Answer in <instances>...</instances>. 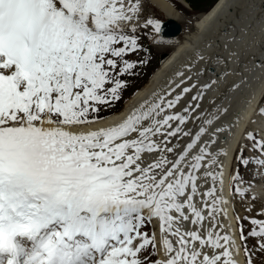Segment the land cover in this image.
<instances>
[{"label":"snow or ice","instance_id":"snow-or-ice-1","mask_svg":"<svg viewBox=\"0 0 264 264\" xmlns=\"http://www.w3.org/2000/svg\"><path fill=\"white\" fill-rule=\"evenodd\" d=\"M144 2L0 0V264H239L241 251L264 264V200L252 191L264 135L246 132L226 196L234 125L203 103L215 80L177 71L120 122L90 127L147 63L126 58L148 51L141 30L166 42ZM234 200L245 211L235 226L221 219Z\"/></svg>","mask_w":264,"mask_h":264},{"label":"bare ground","instance_id":"bare-ground-1","mask_svg":"<svg viewBox=\"0 0 264 264\" xmlns=\"http://www.w3.org/2000/svg\"><path fill=\"white\" fill-rule=\"evenodd\" d=\"M181 1L185 3L183 0ZM255 1L259 0H217L208 10L201 12V14L199 13L200 15L198 16V19L192 23L191 31L189 33L183 32V34L180 36L181 38L179 39L181 41L174 45L175 48L172 53L166 57L154 71H152L151 76L149 79H147L143 86L138 88L136 92H134L128 99L125 100L122 108L120 110H114V112L108 113L105 116H101L102 119L96 120L92 125H90V127L109 126L120 122L145 99H148L154 92L165 88V86L168 85L170 79L178 82L179 78L175 76V73L181 70L185 72L186 76L191 74L193 76V82L203 84L212 80L216 81V83L212 85L211 89L208 90V96L204 101L205 104L208 103V99L211 97L210 95H216V97L213 99L214 102L218 99V97H220L217 96V92L222 85V87L228 88L226 85L224 86V84L228 83L229 86H231L230 91L226 93L229 99L236 92L234 89L235 87H238L237 89L240 90L242 87H244L242 86L243 82H247L248 85L246 88V95L244 97L246 98L247 106L250 104L253 107L257 97L264 91V37L260 42H254V50L249 55H245L244 59L238 60V58H236L238 61H235V58L234 61H230L231 58L229 59L228 57L227 59H229V61H227L224 57V53L220 54L213 50L215 46L213 43L219 42L221 40H219V38L227 37L228 34L226 33L227 30L230 29V24H232L234 21L237 22L236 20L241 17V13L244 15L246 13H250L251 11L254 12L255 8L253 3H255ZM143 6L145 9L143 16L145 17H154V11L158 10L165 16V18H175L178 23L181 21V12L169 0H145ZM259 13L261 16L264 15V6L259 10ZM261 21L264 23V20ZM180 31L181 29L178 33H176V38H178L177 35L180 33ZM197 53H199L203 59H198ZM230 56L233 57L232 55ZM185 65H191V67L185 68ZM204 69H207L206 75L204 73ZM243 101L245 102V100ZM225 104V100L223 99V107H225ZM242 112L245 111L234 107L231 114L229 115V118H227L228 120L225 122V124L230 123V125H234L231 128L230 135L227 132L224 134L227 136V140L222 146L226 148L227 153L229 150H231L230 148L232 140H236V136L239 133L237 132L240 128L239 126H241L242 122L246 119V113L243 114ZM254 122L255 124H258V118L254 119ZM229 158V153L227 156L222 155L220 157L223 164L225 165V172L227 167L226 162ZM225 179L226 175L224 177V183ZM262 182L264 183V181ZM256 194L262 200H264V184H262V186H257ZM228 217L230 219L234 218L229 215Z\"/></svg>","mask_w":264,"mask_h":264},{"label":"rangeland","instance_id":"rangeland-1","mask_svg":"<svg viewBox=\"0 0 264 264\" xmlns=\"http://www.w3.org/2000/svg\"><path fill=\"white\" fill-rule=\"evenodd\" d=\"M169 1L171 3H173L176 6V8L181 12L182 16H181V19H180L181 21H179V24H180L181 28H183V29H181L180 33L177 35L178 38L175 37V38H171V39H165L166 42H162V43H159V44L154 43L152 41V39H150V38H153V36H152L153 33H152L151 29H148L147 32L142 30V32L144 34V35L141 34L142 44L144 46L145 43H148L149 46L145 47L146 49H148V51L146 53L142 51V52L139 53V55L130 54L126 58L129 59V60L146 59L147 63L144 64L143 66H137V68L134 70L135 73H136L135 75H125V76L121 77V79H125L129 83H128V87L125 90H123L122 97L123 96L124 97L121 98L120 101H118L119 102V105H118L119 109L118 110H120L122 108V106H123V104H124L126 99H128L134 92H136L138 88L143 86V84L151 76L152 71H154L162 63V61L172 53V51L175 48L174 45L178 44L181 41V40H179L181 38L180 36L183 34V32L189 33L191 31V27H192L193 21L197 20L198 16L201 14L200 12L202 10L201 11H196V12L193 11L186 4L185 1H184L185 3H183L181 0H169ZM262 3H263V5H262ZM253 5H254V8H255V11H254L255 13L253 11L250 12L252 14H250V13L247 14L246 13V14L243 15L241 13V17H239L236 20L237 22L234 21L232 24H230V29L227 30V33H226V34H228L227 37L219 38V40L221 39L219 42L213 43L215 45L213 50H215L216 52H218L220 54L224 53L225 54L224 57L226 58L227 61H229L230 58H231L230 61H234V58H235V61H238L240 59H244L245 55L246 56L249 55L254 50V44H255L254 42H256V41L260 42L262 40V38L264 37V29H263L264 28V26H263L264 23H263V21H261V20H264V15L261 16L260 13H259V10L261 8H263V6H264V0L263 1L262 0L255 1V3H253ZM256 5H257V7H256ZM255 15H258V16H255ZM154 17L155 18H159L161 20H163L165 18V16L161 12H159L158 10L154 11ZM258 18H259L260 21L258 20ZM173 19H175V18H173ZM256 28L258 30L259 29L260 30L258 31ZM220 47L221 48L223 47L222 48L223 50ZM243 52H245V53H243ZM230 55H232L233 57H231ZM227 57L229 59H227ZM236 58H238V60ZM146 72H147V74L142 79L143 74H145ZM135 82H137L136 84H138V86L135 87V89H134V86L136 84L135 85H133V84ZM225 85L228 88L222 87L223 85L220 87L221 89L219 88V90L217 92V96H220V97H218L219 100L217 99L214 102V104L218 105V103H219V105L223 107V99L225 100V103H226L225 107L228 109V111H227L226 115L223 117V122L224 123L226 122V120H228L227 118H229V115L231 114L232 109L234 107H237L239 110H244L245 111V112H242V113L243 114L246 113L245 114L246 119L242 122L241 126H239L240 127L239 130L237 131V132H239L238 134H242V133H244L246 131V129L250 130L251 128H254L253 126H250V124H251L250 121L252 120V118H253L255 113L261 114L259 110L261 108H264V91L257 97V99L255 100V103L253 104V107H252V105H250V104H249L250 106L249 105L247 106L246 98L244 97L246 95V88H247V85H248L247 82H243L242 86H244V87H242L240 90L237 89L238 87H235L234 89L236 90V92L229 99H228L226 93H228L230 91L231 86H229L228 83L224 84V86ZM225 90H227V91H225ZM126 91H127L128 94H125ZM241 99H242V101H241ZM243 100H245V102ZM115 105L112 108H109L107 110L109 111L110 109L115 108ZM246 106H247V108L245 109ZM255 106H256V108H255ZM112 112H114V111H111L109 113H112ZM107 114L108 113L104 114V116L107 115ZM261 115H264V114H261ZM257 118H255V119H257ZM255 122H256V120H255ZM255 122H254V124H255ZM229 125H230V123H229ZM231 125H233V124H231ZM247 143L246 142L245 143L239 142V143H237L235 145V139H233L232 142H231V148H230L231 150H229L228 153L230 155H231V153H233V151H232L233 150V146H234V150L236 149L238 151V149H239L241 144H247ZM248 154L249 153L246 151L245 155H248ZM235 155L236 154H233V156L231 157V161L229 162L230 163V168H234V167L238 166V162L235 159ZM228 161H229V159L226 162V166H227ZM241 169L243 171V166H241ZM226 170H227V167H226ZM249 170H250V168H249ZM249 170L247 172H245V176L246 177H250L249 174H248ZM229 197L230 198L232 197V193L231 192L229 193ZM234 202H235V200H234ZM257 206H259L258 203H257ZM231 212H232V214L235 217H236V213L237 212L241 216H243L245 214L244 207L239 202H235V208L231 207ZM229 216H231V215H229ZM249 243H252V241H249Z\"/></svg>","mask_w":264,"mask_h":264},{"label":"trees","instance_id":"trees-1","mask_svg":"<svg viewBox=\"0 0 264 264\" xmlns=\"http://www.w3.org/2000/svg\"><path fill=\"white\" fill-rule=\"evenodd\" d=\"M183 1H185L186 2V4L193 10V11H201V12H204V11H206V10H208L212 5H213V3L214 2H216L217 0H183ZM200 12V13H201ZM147 74V72L145 73V74H143V77H142V79L145 77V75ZM137 82H135L133 85H135ZM138 86V84H136L135 86H134V89H135V87H137ZM125 94H128L127 93V91H126V93ZM119 102L115 105V108H113V109H117L119 106ZM107 109H105V110H102L101 111V113H100V115L101 114H104V113H106L107 111H106Z\"/></svg>","mask_w":264,"mask_h":264},{"label":"water","instance_id":"water-1","mask_svg":"<svg viewBox=\"0 0 264 264\" xmlns=\"http://www.w3.org/2000/svg\"><path fill=\"white\" fill-rule=\"evenodd\" d=\"M162 22L164 26L163 36L165 37L174 36L180 30L179 23L170 17H166Z\"/></svg>","mask_w":264,"mask_h":264}]
</instances>
